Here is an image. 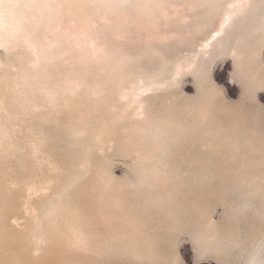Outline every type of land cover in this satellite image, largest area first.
Here are the masks:
<instances>
[{"label": "bare ground", "instance_id": "1", "mask_svg": "<svg viewBox=\"0 0 264 264\" xmlns=\"http://www.w3.org/2000/svg\"><path fill=\"white\" fill-rule=\"evenodd\" d=\"M4 2L0 264H264V2Z\"/></svg>", "mask_w": 264, "mask_h": 264}, {"label": "snow or ice", "instance_id": "2", "mask_svg": "<svg viewBox=\"0 0 264 264\" xmlns=\"http://www.w3.org/2000/svg\"><path fill=\"white\" fill-rule=\"evenodd\" d=\"M262 2H264V0H262ZM250 5H251V0H246V2L241 3L240 5H234L233 7H238L242 11L243 9L249 7ZM13 7H16V5H13L11 3H5L4 0H0V16H4L6 14L4 10L11 9Z\"/></svg>", "mask_w": 264, "mask_h": 264}, {"label": "water", "instance_id": "3", "mask_svg": "<svg viewBox=\"0 0 264 264\" xmlns=\"http://www.w3.org/2000/svg\"><path fill=\"white\" fill-rule=\"evenodd\" d=\"M212 258L210 259V258H206V257H198V259L197 260H195L194 262H193V264H198L199 262H200V264L201 263H206V262H209V263H211L212 262Z\"/></svg>", "mask_w": 264, "mask_h": 264}]
</instances>
